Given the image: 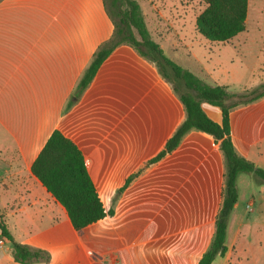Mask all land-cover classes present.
Instances as JSON below:
<instances>
[{"label": "rangeland", "instance_id": "374dc122", "mask_svg": "<svg viewBox=\"0 0 264 264\" xmlns=\"http://www.w3.org/2000/svg\"><path fill=\"white\" fill-rule=\"evenodd\" d=\"M137 1L152 39L164 54L205 83L226 85L238 98L264 84V0H249L245 31L227 43L212 42L198 32L196 18L206 7L201 0ZM119 46H127L123 56L127 64L107 66L114 74V112L108 115L91 92L89 101L71 99L63 122L84 135L85 147L94 150L89 155L93 176L106 206L115 211L100 224L109 225L106 229H92L94 257L111 264L110 256L119 254L120 239L126 243L120 264H172L175 251L182 264H196L213 242L226 157L211 135L192 129L177 150L150 163L187 114L157 64L130 44ZM235 101L231 97L227 104ZM201 107L213 120H221L219 107L205 101ZM231 121L236 152L264 168V96L232 108ZM131 175L135 177L123 189ZM237 186L227 245L243 238L251 244L250 250L262 255L259 264H264V184L253 174L240 173ZM252 198L254 205L248 203ZM239 253L238 246L231 248L228 262L244 263Z\"/></svg>", "mask_w": 264, "mask_h": 264}, {"label": "crops", "instance_id": "0c3cea01", "mask_svg": "<svg viewBox=\"0 0 264 264\" xmlns=\"http://www.w3.org/2000/svg\"><path fill=\"white\" fill-rule=\"evenodd\" d=\"M114 32L105 0H0V220L16 242L48 254V260L31 264H103L93 254L92 229H106L109 225L100 224L109 217L76 230L65 208L33 175L32 166L58 129L83 152L103 200L89 161L94 150L85 147L84 135L71 125L64 127L63 122L71 99L75 103L89 101L91 92L108 115L114 112V74L107 66L114 68L119 61L125 66L127 46L116 47L80 96H73L94 54ZM120 107L125 114L127 107ZM250 201L254 205V198ZM0 240V264H21L15 261L11 242L1 231ZM125 245L119 239V254L110 256L111 264H120ZM250 245L238 237L227 245L225 256L212 264H230L234 246H238L239 258L242 253L245 258L244 263L240 259L234 263L259 264L262 255L250 250ZM173 253L170 262L182 264L179 252Z\"/></svg>", "mask_w": 264, "mask_h": 264}, {"label": "trees", "instance_id": "16d2710c", "mask_svg": "<svg viewBox=\"0 0 264 264\" xmlns=\"http://www.w3.org/2000/svg\"><path fill=\"white\" fill-rule=\"evenodd\" d=\"M205 9L196 18L198 32L212 42L227 43L244 32L249 0H201ZM107 11L115 24L113 37L103 43L84 70L73 94L78 98L101 70L104 62L122 43L132 45L138 53L154 61L162 75L174 86L186 111V119L168 138L164 148L151 159L156 163L177 150L184 136L192 129L211 135L223 151L227 170L224 193L218 211L214 238L210 249L198 264H212L217 257H224L229 216L238 200L237 180L240 173L253 174L264 184V168L239 155L232 140L231 109L264 96V84L247 97H235L226 85H209L193 72L168 58L160 45L150 35L142 9L137 0H105ZM169 70V71H168ZM231 97L234 104H227ZM205 101L221 109L219 122L210 118L201 107ZM33 175L65 208L76 230L85 229L115 214L107 208L90 175L85 156L80 148L60 130L56 129L32 166ZM135 176L126 178V188ZM0 231L12 246L15 261L31 264L48 260L45 251L31 249L15 241L6 224L0 220Z\"/></svg>", "mask_w": 264, "mask_h": 264}, {"label": "built area", "instance_id": "2783aa9c", "mask_svg": "<svg viewBox=\"0 0 264 264\" xmlns=\"http://www.w3.org/2000/svg\"><path fill=\"white\" fill-rule=\"evenodd\" d=\"M251 205H252V204H248V207H251ZM2 242H3V241H2V240H0V244H2Z\"/></svg>", "mask_w": 264, "mask_h": 264}]
</instances>
